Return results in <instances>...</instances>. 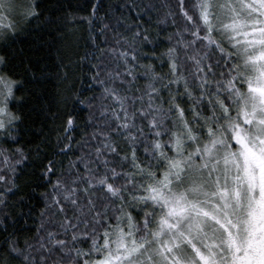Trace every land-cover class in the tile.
<instances>
[{"label":"snow or ice","instance_id":"6c2138e0","mask_svg":"<svg viewBox=\"0 0 264 264\" xmlns=\"http://www.w3.org/2000/svg\"><path fill=\"white\" fill-rule=\"evenodd\" d=\"M239 2L257 17L264 16V0ZM85 4L86 8L78 4L76 11L88 14L76 15L67 12L61 0H55L51 7L40 0H0V131H7L10 141L0 144V166L8 173L0 172V264H134V258L141 257L151 262V253L144 257V245L135 239L131 246L127 243L138 218L125 210L131 192L115 188L112 181L118 178V168L128 176L134 175L132 169L146 171L133 143L139 133L148 130L149 138L160 136L157 129L171 125L173 117H178L191 134L190 115L211 120L217 106L229 113V100L221 96V89L235 94L237 102H244L243 123L258 126L254 143L240 131L234 135L244 163L243 176L238 179L248 185L250 194L246 218H238L237 223L229 218L223 224L227 234L224 243L231 264H264V116L259 115L264 113V22L257 19L255 24H247L237 13L234 0H176L175 6L172 0H85ZM154 12L159 15L154 17ZM229 17L230 23H224ZM69 20L87 33L83 54L77 29H72V39H68ZM193 21L198 26L189 32ZM216 24L234 34L230 38L236 42L226 47L218 41ZM161 25L175 30L168 31ZM53 54L52 65L42 67L44 56ZM85 61L91 84L99 86L98 90L89 86L93 94L87 97L77 87L78 82L83 83ZM248 66L255 75L250 74ZM25 73L31 74L30 81L19 78ZM241 79L251 93L250 109L238 84ZM50 80L55 81V94L41 109L51 125L49 134L42 135L32 148L13 147L19 141L10 129L20 117L11 110L10 101L22 99L17 93L28 91L29 85L34 94L36 90L43 92ZM93 101L100 104L98 113L91 111ZM82 108L88 113L83 128ZM103 118L114 131L101 129ZM235 127L238 129L239 124ZM78 130L82 135L77 140L72 133ZM73 142L82 151L92 149L94 159H88L85 152L71 160L67 169L58 167L54 149L67 155ZM176 143L181 140L177 138ZM154 146L159 148V142L154 141ZM231 155L234 158L236 154ZM111 160L116 164L110 166ZM21 163L35 169L34 180H25ZM100 165L106 173L112 172L111 179L106 174L96 175ZM169 166L182 167L180 161L171 160ZM147 171L151 174L150 168ZM168 175L164 173L161 183L167 182ZM33 184L44 189L51 186V191L39 193L42 208L36 227H27L25 221L21 230L20 220L32 213L28 192L36 191ZM149 191L151 199L163 198L151 185ZM98 192L109 194L111 203L98 200ZM235 195L239 201L240 192ZM182 211L177 206L169 215ZM148 215L145 211L146 226ZM160 226L161 230L173 227L163 218ZM113 230L119 241L116 253L108 251L93 260V252L109 249ZM189 243L201 264H216L214 252L205 255L194 242ZM176 247H180L179 240ZM174 252L170 244H162L158 250L165 264H184L182 255Z\"/></svg>","mask_w":264,"mask_h":264},{"label":"clouds","instance_id":"9594fccd","mask_svg":"<svg viewBox=\"0 0 264 264\" xmlns=\"http://www.w3.org/2000/svg\"><path fill=\"white\" fill-rule=\"evenodd\" d=\"M234 3L240 18L246 21L247 24L253 25L257 19L264 22V16L257 17L254 12L244 7L239 0H234ZM172 4L175 6L176 0H172ZM177 19L180 18L177 17ZM230 19V17L225 18L224 23H230ZM214 23L216 22L214 21ZM196 26H198L197 22L193 21L189 32ZM216 29L217 40L226 47L236 42L230 38L234 34L225 30L222 24H216ZM239 39L242 40L243 38ZM243 46L241 44V48ZM250 51H254V49H250ZM240 65L241 68H244L243 60H240ZM248 70L251 75H255L252 66H248ZM189 80L191 82L192 78L189 77ZM238 84L241 87L242 94L248 98V108L250 109L252 103L251 93L247 91L245 80L241 79ZM193 86L195 87V84ZM220 94L229 100V113H225L222 108L217 106L214 118L211 120L194 118L190 115L188 120L192 129L191 134L183 127V123L178 117H173L171 125L164 124L157 129L161 133L160 136L149 138L147 136L148 130L139 133L133 143L139 149L140 159L144 162L146 171L140 173L132 169L134 175L128 176L125 174L124 169L118 168V178L113 180L112 183L117 189H124L126 193L131 192V195L127 196L125 210L132 211L133 215L138 218L137 227L132 230V236L126 238L127 243L131 246V241L135 239L137 244L145 246L144 257L149 253L153 255L151 262L141 257L134 258V264H140L141 260L144 261V264H165L162 255L158 253L162 244H170L175 249L174 255L177 253L182 255L184 264H201L191 251L189 240L194 242L205 255L214 252L213 259L216 264H231L230 251L224 243L227 234L224 231L223 224H227L229 218L232 223H237L238 218H246L247 197L250 194L248 185L238 179V177L243 176L244 163L239 156L240 145L236 143L234 135L236 131H240L254 143L258 126L253 124L249 127L243 123L241 108L244 106V102H237L235 94L230 95L223 89L220 90ZM22 103L23 99L17 100L14 98L10 101L11 110L20 117L17 123L23 122L25 115L22 111L15 112L13 105L19 106ZM93 105L91 111L98 113L100 104L93 101ZM259 115L264 116V113ZM87 118L88 113L85 119ZM146 119H151V117ZM157 123L160 122L157 121ZM237 124H239L238 129L235 127ZM16 125L12 126L10 130L12 135L18 138ZM100 127L106 132L114 131L110 128L106 118L101 119ZM209 128L212 129L211 133L208 132ZM177 138L181 140L180 144L176 143ZM5 141H9L7 131H0V144H4ZM154 141L159 142V148L154 146ZM121 143H124V141L122 140ZM5 146L7 145L5 144ZM145 148H147L146 153ZM78 151L79 155H84L86 152L88 159H94L92 149L82 151L79 148ZM232 153L236 154L234 158L231 155ZM170 160L180 161L182 167L171 169L169 166ZM97 164H99L98 161ZM115 164V160L110 161V166ZM23 165L21 163L19 167ZM149 168L151 174L147 171ZM0 172L8 175L3 166H0ZM166 172L169 173L168 180L161 183ZM105 174L111 179L112 172L106 173L104 166L100 165L96 175L103 177ZM149 185L158 189L163 198L151 199L150 197L153 194L149 191ZM0 187H3V185L0 184ZM237 191L240 192L239 201H237L235 195ZM256 195H259L258 190ZM141 197L149 198L141 199ZM101 198L103 202L111 203L109 194L98 192L97 199ZM177 206L182 208L183 211L170 216V210ZM145 211L149 213L147 216L149 224L147 226L143 223ZM162 218L167 219L173 227L161 230L160 220ZM124 226L127 228V224ZM99 231L102 232L103 229L101 228ZM232 231L235 232L236 229L233 228ZM156 233H159V235H156ZM177 240L180 242L179 248L176 247ZM118 243L117 233L113 230L110 236L109 249L101 248L99 252H93L92 259L94 260L97 255L106 254L108 251L115 254ZM89 244L91 245V240H89ZM124 264H129V262L125 261Z\"/></svg>","mask_w":264,"mask_h":264},{"label":"trees","instance_id":"16d2710c","mask_svg":"<svg viewBox=\"0 0 264 264\" xmlns=\"http://www.w3.org/2000/svg\"><path fill=\"white\" fill-rule=\"evenodd\" d=\"M42 4H47L49 7H51V4L55 3V0H40ZM94 2V0H93ZM112 3H116L117 0H111ZM61 3H64L65 9L69 13H74L76 15H87V11H76V7L79 4L80 6L86 8L87 5L85 4V0H61ZM157 3H163V0H157ZM71 5V7H68V5ZM174 6V5H173ZM47 14V13H46ZM58 15H63V13H58ZM101 16L104 15V12L102 11L100 13ZM132 15H135L133 12ZM159 15L158 13L154 12L153 16ZM69 28L66 29L68 32V39H72V29H77V35L80 36V51L83 54L85 52L86 45V31H83L80 29V27L73 21H68ZM169 24H171V17H169ZM86 27V26H85ZM161 27H167L168 31H174V27H169L167 25H161ZM161 36H163V33H161ZM47 38V37H45ZM45 51H48V49H45ZM55 60V55H45L44 60L41 62V66L43 67L45 64L49 67L52 65V61ZM89 64L87 61L84 62L83 70L85 72V75L83 77V83H77L78 88H82L84 90L85 96H91L93 93L91 91H88V87H94L98 90V85H92L91 81L89 79L90 73L88 72ZM20 79H24L26 81L31 80V74L25 73L23 76L19 77ZM50 86L46 88L43 92H39V90L35 91V94L31 88V85H29L28 91H22L18 92V97H23V103L22 105H13V110L15 112L22 111L25 115V120L23 122H18L15 126L18 130V138L19 144H13V147L17 146H26V148H32L34 147L35 143H38L40 139L42 138V135L46 136L49 134V129L51 127L50 123L46 120L44 112L41 110L43 107H46L45 101L51 98V95L55 94V81L50 80L49 81ZM82 119H81V128L84 127V120L87 116V110L82 108ZM90 131V129H89ZM73 137L75 139H80V136L82 133L78 130L76 132L72 133ZM52 145H55V134L52 135ZM79 146L73 142L72 144V150L68 152L67 155L64 153H61L59 151V148H55V152L57 155L54 157L57 160L58 167L67 169L69 166V162L71 160H74L76 156L79 155ZM53 151V147H49V152L51 153ZM25 169L26 175L25 180H34V176H32V173L35 172L34 168L27 167L26 164L22 167ZM19 170V169H18ZM36 175H39L38 172L35 173ZM55 180V177H53V181ZM33 187L36 188L35 192H28V205L32 208L31 216H24L20 220V227L21 230L25 227V221H27V227L35 228L36 225L39 223V220L37 217L39 216V211L42 208V201L40 198L39 193L42 191H51V186L48 187V189H44L42 187H38L36 184H33ZM24 213H28V208L23 209Z\"/></svg>","mask_w":264,"mask_h":264}]
</instances>
